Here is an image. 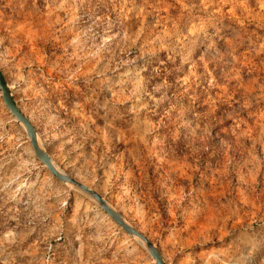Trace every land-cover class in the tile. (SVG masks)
<instances>
[{
	"label": "rangeland",
	"instance_id": "rangeland-1",
	"mask_svg": "<svg viewBox=\"0 0 264 264\" xmlns=\"http://www.w3.org/2000/svg\"><path fill=\"white\" fill-rule=\"evenodd\" d=\"M0 69L33 126L67 113L130 175L136 208L204 215L199 247L264 264V0H0ZM0 264H155L51 175L1 93Z\"/></svg>",
	"mask_w": 264,
	"mask_h": 264
},
{
	"label": "crops",
	"instance_id": "crops-1",
	"mask_svg": "<svg viewBox=\"0 0 264 264\" xmlns=\"http://www.w3.org/2000/svg\"><path fill=\"white\" fill-rule=\"evenodd\" d=\"M61 114L65 121L59 119L55 122L50 136L44 132L48 125H34L42 145L59 168L64 167L63 171L70 177L106 198L159 249L166 264H226L213 248L204 249L196 243V237L204 227V215H166L152 204L136 208L133 204L136 191L126 186L132 182L130 175L116 174V179L111 181L108 164L106 160L102 162L101 148L93 153L89 141L71 134L67 113ZM118 176L121 180L117 179Z\"/></svg>",
	"mask_w": 264,
	"mask_h": 264
},
{
	"label": "water",
	"instance_id": "water-1",
	"mask_svg": "<svg viewBox=\"0 0 264 264\" xmlns=\"http://www.w3.org/2000/svg\"><path fill=\"white\" fill-rule=\"evenodd\" d=\"M0 93L5 106L15 118L17 123L26 132L36 157L48 169L51 175L63 185L76 191L78 194L96 204L113 220L117 226H119L128 236L143 247L147 254L153 259L155 264H166L159 249L147 237L138 232L106 198L87 185L73 179L55 164L42 145L37 129L33 126L31 120L20 110L7 79L1 69Z\"/></svg>",
	"mask_w": 264,
	"mask_h": 264
}]
</instances>
